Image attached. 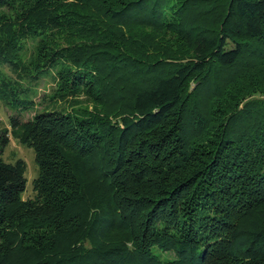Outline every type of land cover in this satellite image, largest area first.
Listing matches in <instances>:
<instances>
[{"label":"trees","instance_id":"16d2710c","mask_svg":"<svg viewBox=\"0 0 264 264\" xmlns=\"http://www.w3.org/2000/svg\"><path fill=\"white\" fill-rule=\"evenodd\" d=\"M0 66L13 113L54 83L0 129V264H264V0H0Z\"/></svg>","mask_w":264,"mask_h":264},{"label":"rangeland","instance_id":"374dc122","mask_svg":"<svg viewBox=\"0 0 264 264\" xmlns=\"http://www.w3.org/2000/svg\"><path fill=\"white\" fill-rule=\"evenodd\" d=\"M3 76H10L11 72L8 67L0 66V79ZM54 83L50 78L42 79L40 85L38 87L33 88L34 97H33V107H29L26 110H21L20 112L15 111L14 113L8 110V107L4 103V101L0 98V129L9 128L10 127V118L12 115H19L20 120L23 122H27L33 119L36 113L41 112L45 108H53L52 106L48 105L46 102L48 99L45 97L49 95ZM47 99V100H46ZM60 105L55 107L56 109H61ZM3 159L7 162L15 163L17 159H22L26 162L27 165V172H26V191L22 195L23 200H30L34 198L35 191H34V181L38 177V165L36 160V152L34 149H30L26 146H22L18 141L10 137V142L8 146L4 149Z\"/></svg>","mask_w":264,"mask_h":264}]
</instances>
